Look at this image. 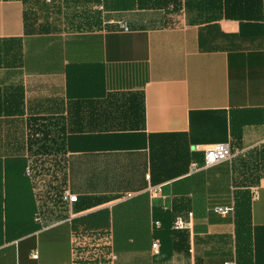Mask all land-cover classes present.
Instances as JSON below:
<instances>
[{"label": "crops", "instance_id": "1", "mask_svg": "<svg viewBox=\"0 0 264 264\" xmlns=\"http://www.w3.org/2000/svg\"><path fill=\"white\" fill-rule=\"evenodd\" d=\"M260 2L0 0V264H264Z\"/></svg>", "mask_w": 264, "mask_h": 264}, {"label": "built area", "instance_id": "2", "mask_svg": "<svg viewBox=\"0 0 264 264\" xmlns=\"http://www.w3.org/2000/svg\"><path fill=\"white\" fill-rule=\"evenodd\" d=\"M119 25L123 30L128 31L129 27L127 26L126 23L123 22H114ZM197 151H202L204 155V160H203V166H200L199 163L194 162L192 163V172H198L199 170L203 168H209L213 167L215 165H218L220 163L232 160L236 155L242 153L240 150H234L232 144L230 143H220V144H214V145H208V146H202V147H197ZM26 175L30 178L33 177L34 175V168L32 165H28L26 168ZM154 194L160 193L159 188H153L151 190ZM60 200L63 204L69 205L76 203L78 201V197L76 195H73L69 190H64L61 193ZM129 197V196H127ZM164 210L168 211L171 210L170 207L165 206ZM233 210V208L229 207H218L216 211L220 214H228ZM192 215V214H190ZM36 221L42 224V228H46L47 226L50 225V223H46L45 221V211L44 209H40L38 211V214L36 215ZM155 226L161 227L162 222L160 220H157L154 223ZM186 222L183 220L181 216L176 217L173 227L175 229H183L186 227ZM98 247L102 246V244L99 242ZM112 245L111 240L106 241V247H110ZM158 246V243L154 244V248ZM34 258H38V254L33 255ZM79 257H81V254L76 253L75 255V261L74 264H112L113 261L116 259V256L112 253H110L108 250H95L93 252V258L94 260L90 261L89 263H81L79 261ZM92 259V258H91ZM226 264H235V263H226Z\"/></svg>", "mask_w": 264, "mask_h": 264}, {"label": "trees", "instance_id": "3", "mask_svg": "<svg viewBox=\"0 0 264 264\" xmlns=\"http://www.w3.org/2000/svg\"><path fill=\"white\" fill-rule=\"evenodd\" d=\"M255 2H256V0H255ZM259 8L260 9L262 8V0L260 2ZM249 10H252L250 7V0H225V11H226L227 17H234L237 19H253V18L259 19L260 18V14H256L255 13L256 11H254V13L250 12L248 14ZM239 12L242 14H240ZM166 212L172 213L173 210L171 209V210H168ZM37 214H38V211L34 217L35 221H36V215ZM37 224L42 229V227H43L42 224L39 222H37Z\"/></svg>", "mask_w": 264, "mask_h": 264}, {"label": "rangeland", "instance_id": "4", "mask_svg": "<svg viewBox=\"0 0 264 264\" xmlns=\"http://www.w3.org/2000/svg\"><path fill=\"white\" fill-rule=\"evenodd\" d=\"M50 136H51V132H50ZM53 146H54V145H51L50 147H53ZM58 187H61V186H59V185L57 184V185H56V188H58ZM59 195L61 196V194H59ZM59 195H58V197H57V199H59V201H58V203H57L58 205L61 204V201H60V198H61V197H60Z\"/></svg>", "mask_w": 264, "mask_h": 264}]
</instances>
